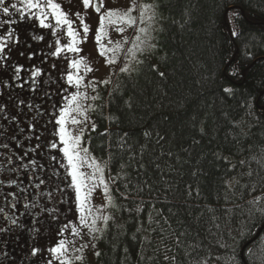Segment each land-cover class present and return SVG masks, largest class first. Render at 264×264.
Masks as SVG:
<instances>
[{
    "label": "trees",
    "instance_id": "trees-1",
    "mask_svg": "<svg viewBox=\"0 0 264 264\" xmlns=\"http://www.w3.org/2000/svg\"><path fill=\"white\" fill-rule=\"evenodd\" d=\"M155 3L156 47L117 71L93 117L91 150L111 152L113 175L125 166L128 197L94 264H264V241L241 236L264 210V0Z\"/></svg>",
    "mask_w": 264,
    "mask_h": 264
},
{
    "label": "snow or ice",
    "instance_id": "snow-or-ice-1",
    "mask_svg": "<svg viewBox=\"0 0 264 264\" xmlns=\"http://www.w3.org/2000/svg\"><path fill=\"white\" fill-rule=\"evenodd\" d=\"M80 3L84 14L80 11L75 13L65 11L57 0H17L15 3L0 0V15L8 18L0 21V27L17 23L11 17L18 15L21 21L27 18L36 28L48 30L47 36L50 37L46 40L45 34H33L32 40L46 42V47L38 53H29L28 59L32 60L33 56L38 54L41 56L40 64L51 60V71L40 65L25 69L23 65L9 63L10 56L6 48L10 52L9 43L15 46L18 41L13 40L14 32L11 29L7 31L6 36H0V71L11 70L8 80L0 79V87L7 89L11 86L21 90L27 87L30 92L39 93L43 85H49V88L55 85L54 92L48 88L43 89V98L50 102V111L48 108L41 109V106L24 99L15 102L21 113L24 111L20 108L21 105H24L28 111L35 110L33 121L37 116L48 117L43 129L48 134L46 138H42L43 134H37L36 123H29L26 128H19L21 136L15 133L8 135L0 128V136L6 141L0 142V148L7 150L10 146L13 147V151L8 155V162L14 166L7 171L16 174L9 175L6 180H0V199L16 212H19V206L22 205L24 209L22 215L25 216L32 215V210L35 209L38 210L37 217L46 214L51 220L59 222L64 212L59 205H69L67 211L74 216V219L65 216L67 222L58 223L55 232L58 239L55 243L49 244L46 249L32 247L31 255L35 257L41 254L45 264H73V258L69 255L70 249L78 253L89 247L94 249L96 245L92 241L99 240L101 236L98 234L104 233L109 227V222L114 220V215L105 212L109 207L117 208V196L124 200L128 198L119 187L120 182L127 176L124 171L125 166L120 164L119 170L113 175L111 152L108 158L104 159L96 156L90 146L91 134L97 131L98 126L91 119V114L96 109L89 101L100 99L98 84L107 85L111 81L107 79L97 82L93 78L85 83L87 74L94 70L88 65L86 58L80 55L83 51L81 45L88 41L89 33L93 32L92 26L85 22L87 10L92 9L98 15V25L93 32L98 55L104 57L105 64L111 68L118 66V60L122 61V66H119L120 73H129L133 63H143L138 59V55H143L147 50L156 47L155 44L150 43V32L155 30L150 25L156 20L158 8L155 0L151 3L145 0H129L126 8H108L106 0H80ZM239 15V11L233 8L228 22L238 19ZM230 32L232 36L239 35L236 28H231ZM113 34L118 38L114 40ZM20 55L24 53L21 52ZM59 61L64 62L60 67H58ZM25 72L27 79L22 75ZM55 73H59L58 78L52 80ZM160 75L163 76L164 73L161 72ZM44 76H48V79H44ZM88 89L95 94L89 96ZM224 91L232 90L225 88ZM53 96L59 99L53 100ZM0 114H3L0 115V119L13 122L15 127L17 115L8 114L7 105L0 104ZM49 124L51 128L48 127ZM25 132L28 135H25ZM99 135H108L107 129ZM127 135L128 133H124L125 137ZM149 135L147 131L144 132L145 137ZM32 140L36 142L32 144ZM25 141H28L30 146H26ZM108 148L110 149L111 145ZM44 156L47 157V165L41 164L36 158ZM240 163L244 164L245 161ZM47 168H51V174L48 173ZM248 175L251 176L252 173L249 172ZM53 177L56 179L53 180ZM50 183L55 185L54 189L44 191V187ZM5 187L9 190L4 191ZM124 187L126 188L127 184H124ZM97 190L102 192L106 201L103 206H97L93 202ZM53 191L59 193V199L53 195ZM260 200L261 197H255L249 203L255 205ZM49 204L52 206L50 207ZM137 211L140 209L137 208ZM0 214H4L3 219L11 226L25 227L19 216L8 215L5 208L0 207ZM259 217L254 218V215H250L248 221L242 225V238L247 236L253 242L264 241V210L260 211ZM39 223V219L34 218L33 224ZM101 223L104 228L99 226ZM10 230L11 227L5 229L0 226V232ZM30 231L39 233L36 227H32ZM66 232L73 239L65 238ZM176 243L179 245L180 240L177 239ZM197 247L193 246L192 250L195 252ZM45 252L46 256L43 255ZM247 252L250 253L251 249L248 248ZM95 255L99 257L101 253L96 251ZM83 259L81 255L74 257V260L81 264ZM165 259L175 261L176 257L165 256ZM190 264H209V261L208 258L202 260L193 258ZM225 264H234V258H229Z\"/></svg>",
    "mask_w": 264,
    "mask_h": 264
},
{
    "label": "rangeland",
    "instance_id": "rangeland-1",
    "mask_svg": "<svg viewBox=\"0 0 264 264\" xmlns=\"http://www.w3.org/2000/svg\"><path fill=\"white\" fill-rule=\"evenodd\" d=\"M9 2L15 3V2H17V0H9ZM57 2L61 3L62 9H64L65 11H69L70 13H75L76 11H80L82 14H84L80 0H57ZM128 2H129V0H106V7H108V8H126L128 6ZM15 16L18 17V15H14L11 17V19H13ZM4 19H8V18L0 15V21H2ZM25 21L29 23V27L26 30L19 29V28L14 29L11 24H8L4 27H0V36H6L7 31L9 29H11L14 32L13 40L18 41L15 43V46H12L11 42L9 43V46L11 47L10 52H8V49L6 48V52L10 56L9 63L14 64V65H18L19 62H24L27 64L26 69H29L34 65H40L41 67L51 71V69H50V65L52 63L51 60H49L48 63L40 64V61H41L40 56L38 57V56L34 55L32 60L28 59L29 53H33L31 48L33 50H38L37 51V53H38L39 50L45 49V47H46V42L34 41V40H32V38H31L32 36L30 34H36V35L45 34L46 40H47L50 38L47 36L48 30L36 28L34 23L32 21L28 20L27 18L25 19ZM85 22L89 23L92 26V29L94 32L96 26L98 25V15L92 9L87 10V15H85ZM150 27L152 29H155V21L151 23ZM93 32L89 33L88 41L81 45L83 51H82V53H80V55L85 57L88 65L94 69L92 72L88 73L87 76L85 77V83H87V81H89V80H92L93 78L97 82L102 81V80H107V79H110L111 82L107 85L98 84L97 90L99 92L100 99L97 101H89L90 103H92V106L96 109L95 112H93L91 114L92 120H93L94 114L99 110V108L101 106L102 92L111 86V84L114 80V77H115L117 71L119 70V66H122V63H123L122 61L118 60V66L115 68H111L110 66H107L105 64V58L98 55L97 45L94 42ZM153 32L154 31L150 32V37H151L150 43H151L152 38H153ZM127 34H129V33H126V35ZM112 38L115 40L118 37L115 34H113ZM29 45H31V47H29ZM21 52H23L24 55H20ZM63 63H64L63 61H59L58 67H60ZM81 74H83V72H81ZM22 75H25V78L27 79V73L26 72L22 73ZM58 75H59V73L53 74L52 80H56L58 78ZM10 76H11V70L6 71V72L0 71V79L8 80V78ZM44 79H48V76H44ZM16 83H19V82H16ZM61 83H62V81H61ZM45 88H48L50 91H53V92L55 91V85H52L51 88H49V85H43L42 90L39 93L30 92L27 87L23 90H21L18 87H11V86L8 87L7 89L0 87V93H2V94H0V104H3L2 102H5V101H6V103H8V101H10V100H16L17 101L19 99H24L29 103H33L35 105L41 106V109L48 108L50 111L51 110L50 102L47 101L45 98H43V89H45ZM87 91L89 93V96L95 94V93L91 92V89H88ZM52 99L57 100V99H59V97L53 96ZM5 104H3V105H5ZM11 104L13 107V110H11L12 113H10V112L9 113L7 112V113L10 115H17V122L15 124V127L13 126V122H11L9 120L0 119V128H2L8 135H12L13 133H15L17 136H21L20 132L18 131L19 128H26L29 123H36L37 134H43L42 138H46L48 136V134L43 131L44 125H45L46 121L48 120L47 116H44L43 118H41L40 116H37L36 120L33 121L32 117L34 115L35 110L28 111L24 105H21L20 108L22 107V109H24V111H23V113H18L19 109H17L16 104H14V102L13 103L11 102ZM97 105H99V107H97ZM0 115H3V114H0ZM48 127L51 128V125L49 124ZM25 135H28V133L25 132ZM21 138L23 139V137H21ZM0 142H6V141H4V138L2 136H0ZM35 142H36L35 140L31 141L32 144H34ZM25 145L30 146L28 141H25ZM12 151H13V147H11V146L7 150L0 148V153H2V155H0V159L2 161L7 162L5 155H7V153H11ZM36 158H38L40 160L41 164H45V165L48 164L46 156L36 157ZM46 170L48 171L49 174H51V168H47ZM55 179L56 178L53 177V180H55ZM54 187H55V185L53 183H50L48 186L44 187V191L53 190ZM53 195L57 199H59V193L53 191ZM41 202L43 203L44 201H41ZM93 202L97 206H103L106 203V201L102 195V192L100 190H97V192L94 194ZM49 206L51 207L52 205L49 204ZM59 207L64 209V212L61 214L59 222L51 220L50 218L47 217L46 214H40L39 215L41 220H43L42 224L39 223L43 229H40L39 233H37V235H38L37 247H40L42 249H46L49 246V244L55 243V241L58 239V237H56V235H55L56 229L58 227V223H66L67 221L64 218L65 216H67L68 219H74L73 213H70L67 211V208L69 207V205H59ZM105 214H112V208L109 207L107 209V211L105 212ZM35 215H36V213H35ZM99 226L104 228V225L102 223ZM40 233H42L41 239H40ZM65 238H67L69 240L73 239L71 236L68 235L67 232L65 233ZM76 239H79V238H76ZM92 243H94L96 245V247L94 249L89 247V248L85 249L83 252H79V253L76 252L74 249L69 250V255H70V257L73 258V264H81V262L74 260V257L76 255H81L84 257L82 264H85L86 262L93 263V264L95 263V261H96L95 252L98 251V247H97L96 241H92ZM43 255L46 256L47 253L45 252V253H43ZM32 261H33V264H45V260L41 258V254H38L37 256L33 257Z\"/></svg>",
    "mask_w": 264,
    "mask_h": 264
},
{
    "label": "flooded vegetation",
    "instance_id": "flooded-vegetation-1",
    "mask_svg": "<svg viewBox=\"0 0 264 264\" xmlns=\"http://www.w3.org/2000/svg\"><path fill=\"white\" fill-rule=\"evenodd\" d=\"M13 20H16L17 23L11 24L13 28L15 29H24L26 30L29 27V23L25 20L21 21L17 16L13 18ZM31 36L33 34H30ZM30 49V48H29ZM33 53H37L38 50H33L31 48ZM40 56V55H35ZM41 57V56H40ZM18 65H23L24 68H27V64L24 62H19ZM11 102L15 104L16 100H10L8 103L2 102L3 104L7 105V112L12 113L11 110H13ZM22 109V107H21ZM18 113H21L18 110ZM10 153H7L5 155L7 162L2 161L0 159V180H6L9 175H16L11 174L7 171L8 168H11L14 166V164L8 163V155ZM27 183V182H25ZM4 191H8L9 189L5 187L3 189ZM10 199V198H9ZM0 207L5 208V212L8 215H16L19 216L20 220L25 225L24 228H18L15 226H11L10 223L3 219L4 214H0V226H3L5 229H8L11 227L10 231L0 232V264H33V256L31 255V249L33 246L38 245V235L37 233H34L30 231L32 227L43 229L40 224H42L43 220L41 218L35 215V213L38 212V210H32V215L25 216L22 215L24 213V209L22 205L19 206V212H16L15 209H10L9 206L5 203L3 199H0ZM34 218H38L40 221V224H33ZM37 236V237H36ZM42 237V233H40V239ZM40 242V241H39Z\"/></svg>",
    "mask_w": 264,
    "mask_h": 264
}]
</instances>
